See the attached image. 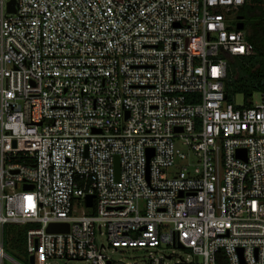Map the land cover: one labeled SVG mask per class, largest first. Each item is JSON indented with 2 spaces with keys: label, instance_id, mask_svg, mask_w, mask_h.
Here are the masks:
<instances>
[{
  "label": "built area",
  "instance_id": "1",
  "mask_svg": "<svg viewBox=\"0 0 264 264\" xmlns=\"http://www.w3.org/2000/svg\"><path fill=\"white\" fill-rule=\"evenodd\" d=\"M247 2L0 0V264L8 224L34 264H264V92L225 89Z\"/></svg>",
  "mask_w": 264,
  "mask_h": 264
},
{
  "label": "trees",
  "instance_id": "2",
  "mask_svg": "<svg viewBox=\"0 0 264 264\" xmlns=\"http://www.w3.org/2000/svg\"><path fill=\"white\" fill-rule=\"evenodd\" d=\"M239 14L250 23L247 39L254 47L255 54L230 60L225 86L226 98L233 103L234 96L241 95L244 105L250 106L253 96L264 92V0H248ZM244 24L246 26L245 22ZM234 76L237 78L234 79Z\"/></svg>",
  "mask_w": 264,
  "mask_h": 264
},
{
  "label": "rangeland",
  "instance_id": "3",
  "mask_svg": "<svg viewBox=\"0 0 264 264\" xmlns=\"http://www.w3.org/2000/svg\"><path fill=\"white\" fill-rule=\"evenodd\" d=\"M241 15V14H240ZM233 25H236V16L233 17ZM246 23L245 31L247 33H250V23L248 21L244 20ZM230 64V62H229ZM236 65V61H235ZM237 76H234V79H236ZM260 94L256 93L253 96V102L255 104L259 103ZM234 104L238 107L244 106V99L241 95H235L234 96ZM94 211L89 210L88 214H92ZM30 228H37L36 225L34 226H23V225H14V224H8L4 228V246L6 252L14 257L18 262L21 264H30L29 257L26 254L25 249V242H26V233L27 230ZM175 258L172 260L170 264H177L179 261H181L180 257H183V252L181 250H177V252L174 254ZM146 254L143 252H132L129 251L124 255L121 256H115L116 259L118 258H124L126 261H132V260H143L145 259ZM5 264H13L12 262L6 261ZM58 264H81L78 262H59Z\"/></svg>",
  "mask_w": 264,
  "mask_h": 264
},
{
  "label": "water",
  "instance_id": "4",
  "mask_svg": "<svg viewBox=\"0 0 264 264\" xmlns=\"http://www.w3.org/2000/svg\"><path fill=\"white\" fill-rule=\"evenodd\" d=\"M12 5H14V2H12ZM238 19L241 22L237 25V29L238 30H244L245 29V24L243 22L244 18L238 17ZM115 169H116V176L118 179L119 175H120V162H119L118 158H116V161H115ZM92 200H93V197H88V206L92 205ZM67 231H68L67 225H51L47 230V232H49V233H60V232H67ZM34 263H35L34 257H31L30 258V264H34Z\"/></svg>",
  "mask_w": 264,
  "mask_h": 264
},
{
  "label": "flooded vegetation",
  "instance_id": "5",
  "mask_svg": "<svg viewBox=\"0 0 264 264\" xmlns=\"http://www.w3.org/2000/svg\"><path fill=\"white\" fill-rule=\"evenodd\" d=\"M238 17H243V16L239 14V16H238ZM243 18H244V17H243ZM243 22H244V20H243Z\"/></svg>",
  "mask_w": 264,
  "mask_h": 264
}]
</instances>
